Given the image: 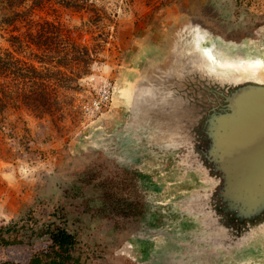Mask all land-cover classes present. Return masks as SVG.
<instances>
[{"label": "water", "instance_id": "95a60500", "mask_svg": "<svg viewBox=\"0 0 264 264\" xmlns=\"http://www.w3.org/2000/svg\"><path fill=\"white\" fill-rule=\"evenodd\" d=\"M130 57L112 113L77 139L136 177L137 264H264V44L158 21Z\"/></svg>", "mask_w": 264, "mask_h": 264}, {"label": "rangeland", "instance_id": "374dc122", "mask_svg": "<svg viewBox=\"0 0 264 264\" xmlns=\"http://www.w3.org/2000/svg\"><path fill=\"white\" fill-rule=\"evenodd\" d=\"M197 9L200 19L211 27L219 25L227 38L236 42L244 38V43L263 47L264 0H87L82 9L52 3L29 14L34 20H48L69 30L71 39L84 47L88 56L83 61H73L69 48L61 45L41 50L42 63L28 50L20 54L36 67L49 70L51 97L56 106L41 116L12 105L0 113V238L6 237L5 230L15 224L16 230L25 233L31 243L0 246V264H28L47 242L35 238L30 229L38 230L58 218L64 219L67 228L77 235L71 252L73 260L81 264H110L101 252V242L107 240L102 233H94L89 220L83 217L101 207L100 198L92 193L83 197L82 206L75 213L74 202L69 198L82 193L81 182L73 185V180L65 176L82 159L106 166L104 171H110L108 162L97 157L116 160L102 151L77 154L76 141L99 119L112 113L115 88L123 70L153 29H159L158 21L173 13L191 19ZM5 13L0 7V17ZM8 35L0 30L2 50H10ZM63 58L66 60L57 63ZM104 89L108 90L110 102L95 114L93 102ZM51 170L61 180L56 190L64 199L58 206L50 202L49 194H37L48 177L45 173ZM107 176L110 175L102 178Z\"/></svg>", "mask_w": 264, "mask_h": 264}, {"label": "trees", "instance_id": "16d2710c", "mask_svg": "<svg viewBox=\"0 0 264 264\" xmlns=\"http://www.w3.org/2000/svg\"><path fill=\"white\" fill-rule=\"evenodd\" d=\"M87 0H0V7L7 13L0 17V30L8 33L6 42L10 50L0 49V113L12 105L24 107L36 116L49 113L56 106L51 97L52 75L49 70L36 67L20 54L28 50L34 58L41 50L51 47H68L73 61H83L87 50L71 39L70 31L48 20H34L29 14L45 5L57 4L65 8L82 9ZM8 29V30H7ZM66 57V56H65ZM64 59V60H63ZM57 60L63 62L66 58ZM70 80V79H69ZM6 237L0 238V246L31 244L25 233L16 230V225L6 229ZM34 235V233H31ZM48 235L50 242L43 245L41 253L33 255L28 264H67L69 251L75 240L64 229L47 230L36 235Z\"/></svg>", "mask_w": 264, "mask_h": 264}, {"label": "flooded vegetation", "instance_id": "af4514ba", "mask_svg": "<svg viewBox=\"0 0 264 264\" xmlns=\"http://www.w3.org/2000/svg\"><path fill=\"white\" fill-rule=\"evenodd\" d=\"M198 13L199 9L196 10L194 17L191 18L192 23L200 25L202 29L212 36L219 37L225 42L238 45L243 44L246 40L242 38L240 42H236L233 39L227 38L219 25L215 27L209 26L203 19L198 17ZM251 42L254 43L253 40H251ZM97 159L106 160L110 171H104L106 166L103 167L100 163H98L99 167L94 165V162H90L89 158L82 159L81 164H79L74 171L69 172V174L65 176L73 180V185L75 182H81L82 193L80 194L79 192V194L69 199L74 202V211L77 213V210L82 206L83 197L90 196V193H92L91 196L100 198L102 202L101 207L91 212L92 214L89 215L87 213V215L83 217L89 220L88 224H90V228L94 233H102L103 238L107 240L101 242V252L106 257V260L110 261V264H137L132 258L118 254L117 251L119 246L124 245L141 226L145 198L137 186L136 177L128 172V170L121 167L117 161L108 160L103 156L97 157ZM97 159L95 162H98ZM103 175L110 176L102 178ZM83 189L86 191L83 192ZM58 194L59 191L54 190V192L50 194L51 197L49 199L50 202L55 203L56 206L60 205L64 199L62 196L59 197ZM39 195L43 194L39 193ZM62 210L67 211L66 208ZM61 220L62 223H59ZM67 226V222L64 219L58 218L57 222L52 221V223L42 225L38 230L30 229V233H34L33 236L37 238L36 235H44L49 229H64L69 235H72L75 240L74 247L69 251L70 261H68L67 264H81L78 260L72 259L71 252L77 244V235L74 234L69 227L67 228ZM37 239L41 241L46 240V244L50 242L47 234Z\"/></svg>", "mask_w": 264, "mask_h": 264}, {"label": "crops", "instance_id": "0c3cea01", "mask_svg": "<svg viewBox=\"0 0 264 264\" xmlns=\"http://www.w3.org/2000/svg\"><path fill=\"white\" fill-rule=\"evenodd\" d=\"M46 177L43 181V183L40 185V191L37 192V194H43V195H47V194H51L52 192H54V190L57 189V182H61V180L59 179L58 175L54 174V170H51V173H49L48 171L45 173ZM63 178V177H60Z\"/></svg>", "mask_w": 264, "mask_h": 264}, {"label": "built area", "instance_id": "2783aa9c", "mask_svg": "<svg viewBox=\"0 0 264 264\" xmlns=\"http://www.w3.org/2000/svg\"><path fill=\"white\" fill-rule=\"evenodd\" d=\"M109 102L108 90L104 89L93 102V112L95 114L100 113L103 109L107 108Z\"/></svg>", "mask_w": 264, "mask_h": 264}]
</instances>
